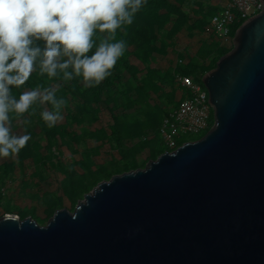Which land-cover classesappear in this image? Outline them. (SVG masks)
Masks as SVG:
<instances>
[{
    "label": "water",
    "instance_id": "1",
    "mask_svg": "<svg viewBox=\"0 0 264 264\" xmlns=\"http://www.w3.org/2000/svg\"><path fill=\"white\" fill-rule=\"evenodd\" d=\"M201 81L213 125L45 224L0 216V264H264V0Z\"/></svg>",
    "mask_w": 264,
    "mask_h": 264
},
{
    "label": "clouds",
    "instance_id": "2",
    "mask_svg": "<svg viewBox=\"0 0 264 264\" xmlns=\"http://www.w3.org/2000/svg\"><path fill=\"white\" fill-rule=\"evenodd\" d=\"M147 2L0 0V159L18 155L27 146L34 105L41 108L49 128L63 121L68 107V101L56 95L57 83L24 89L18 99L10 86L21 88L34 72L61 84L76 78L86 87L101 84L127 50V42L116 38L118 30L126 31ZM39 40L43 48L36 44ZM94 44V54L88 55ZM14 120L20 122V132L13 131Z\"/></svg>",
    "mask_w": 264,
    "mask_h": 264
},
{
    "label": "trees",
    "instance_id": "3",
    "mask_svg": "<svg viewBox=\"0 0 264 264\" xmlns=\"http://www.w3.org/2000/svg\"><path fill=\"white\" fill-rule=\"evenodd\" d=\"M181 5L182 0H148L146 6L135 15L134 22L131 25L125 26L126 31L121 32L118 30L116 38L124 39L127 42V50L117 61V64L112 71V75L107 77L101 84L95 87H86L81 82V78H76L73 81L61 84L58 81L50 80L46 74L40 76L38 73L34 72L29 81H27L21 88L10 86L11 94L18 99L20 93L24 89L32 88L37 85L43 86L58 83L59 90L57 96L65 98L66 94H69L72 97L75 101V113L72 114L70 118L72 119V122L80 123L84 117L96 119L97 106H99L100 103L108 105L111 101H115V98L118 100V102H115L116 107L121 106L123 110L127 109L128 106H131L137 101V99H132V90H135L137 98L138 96H144L147 99L156 101L155 96L149 92L150 85H153V88L155 89L156 79L160 80L163 84H172L174 86L173 93H176V90H178L177 86H175L176 73L193 75L195 79H198L205 72L214 67L216 60L228 51L227 47L220 45L216 41L204 39L200 47L197 49L195 56L190 59L189 63H177L173 69L151 66L150 64L155 60V53H163L165 51V48H160L161 45L164 46L167 44L168 40H174L173 38L176 32L182 26L188 31L196 29L201 32L208 24L211 15L216 11H211L210 13H202L201 11H181ZM163 9H165V12H162ZM192 15H194L195 18H192ZM166 22H173V25L168 31L164 32L163 27ZM241 22L236 23L234 27L238 26ZM94 40L97 44L99 43L97 37H94ZM157 43L160 44L159 47L157 46ZM36 44L41 48L44 47L43 40L36 41ZM129 46H133L134 49L130 51ZM94 52L95 44L88 55H92ZM131 54L147 66L148 71L145 77L149 79L148 86L137 77L136 66L129 62V56ZM184 54H179V56H183ZM207 57H211L209 64L205 63ZM124 71L129 73V77L125 81L120 78ZM162 96L169 99L172 106L166 109L158 107L157 110H151L150 117H148L145 122H138L135 116H133V125L131 124L121 129L120 121H118L119 119L115 121V125L112 127V133L115 135L118 143V140L124 136L134 138L145 134L146 131L151 128H154L153 130H155L167 112L170 109L177 107L178 102L183 98L184 93H180V97L177 101H174V94L163 93L158 99H161ZM92 104L97 105L96 109L93 108ZM34 107L36 108V114L32 115L30 120L39 129V139L36 140L31 136L27 146L21 149L17 155L18 163H21L24 158L28 157L36 159L37 163H45L49 156H45V153L41 152V149L44 148L40 143L43 138L48 139L50 142L44 149L47 150L52 157H56L52 147L58 148L61 140L63 141L64 136H67L71 142L75 143L80 141L83 142L87 137H102V135L99 137L85 128H81V133L77 135L73 134V132H66L68 125L65 124H60L58 126L55 125L49 128L40 116L39 111L41 108L36 105H34ZM33 118H36V120H32ZM13 125L21 124L14 120ZM139 142H142L140 144L145 143L144 145H150L154 142L158 143L157 137L149 140H140L136 143ZM158 147L159 148L151 147L153 149L152 151L155 152L154 154L151 153V156L154 158L165 150V148L159 143ZM120 148L122 155L120 162L116 164L113 162L110 163L108 165L109 169L106 167L107 164L100 165L96 170L91 169L90 150L85 148L83 151V158L81 161L77 162V165L84 170L82 174H77L72 168L65 166L62 162L63 160L59 156L56 157L58 158V167L67 175V178L61 184L63 195L75 203L77 199H79L85 192L89 191L99 181L108 179L113 174L138 168L139 165L135 161L134 154L136 149L141 148V146L137 145L129 149L120 145ZM13 169L14 163L11 160L1 159L0 184L5 177L12 173ZM38 171L40 172V169ZM38 204L45 206V213L50 216L56 209L62 207V197L58 196L56 193L45 194L38 199ZM20 217L23 218L25 215Z\"/></svg>",
    "mask_w": 264,
    "mask_h": 264
},
{
    "label": "rangeland",
    "instance_id": "4",
    "mask_svg": "<svg viewBox=\"0 0 264 264\" xmlns=\"http://www.w3.org/2000/svg\"><path fill=\"white\" fill-rule=\"evenodd\" d=\"M225 2L226 0H182L181 11H201L202 13H210L211 11L219 9ZM162 12H165V9H163ZM192 18H195L194 15H192ZM172 25L173 22H166L163 27L164 32L168 31ZM198 34L199 33L196 29L188 31L182 26L176 32L173 38L174 40H168L167 44L164 46L161 45L160 48H165V51L163 53L161 52L162 54L158 52L155 53V60L150 65L156 66L157 68L164 67L167 69H173L176 65V62L174 61L175 56L180 49L191 50L196 44V41H199V43L202 44L203 40ZM157 46L159 47L160 44L157 43ZM227 48L229 50L231 46ZM129 49L132 51L134 47L129 46ZM210 61L211 57L205 59L206 64H209ZM129 62L136 66L137 77L148 86L149 79L145 77L148 71L147 66L141 63V61L132 54L129 56ZM158 63L162 66H159ZM128 77L129 73L127 71H124L120 76L123 81L128 79ZM155 82V89H157L155 90L153 85H150L149 92L155 96L156 101L147 99L144 96H138L137 98L135 90H132V99H137V101L131 106H128L127 109L123 110L121 106L116 107L115 102H118L116 98L115 101H111L108 105L103 103H100L99 106L92 104L95 109L97 106L96 119L84 117L80 123L72 122V119L70 118V116L75 113V101L69 94H66L65 99L68 101V107L63 110V121L56 125H68L66 132H73V134L76 135L81 133V128H85L99 137L102 135V137H87L83 142L80 141L75 143L71 142L67 136H64L63 141L61 140L58 148L52 147L56 157L59 156L63 160L62 162L64 165L72 168L77 174H82L84 170L77 165V162L81 161L83 158V151L85 148L90 150V167L92 170H96L98 166L106 164V167L109 169L108 165L110 163L113 162L116 164L121 161L122 155L120 152V145L129 149L139 145L141 148L136 149L134 157L139 167H144L149 159L154 158L151 156V153L154 154L155 152L152 151L153 149L151 147L159 148L158 143H151L152 146L151 144H140L142 142L136 144L129 142L130 139L138 138L140 136L134 138L124 136L118 140V143L115 135L112 133V127L115 125L117 119H119L120 128L122 129L131 124L133 125V116H135L138 122H145L147 118L150 117L151 110H157L158 107L163 109L170 108L172 105L169 102V99L165 96L158 99L163 93L174 94V101L179 99L181 93L179 88H177L178 90H176V93H173L174 86L172 84H163L157 79ZM32 120H36V118H33ZM21 127V125H13V131L20 132ZM153 129L154 128H151L150 130L154 131ZM27 131L34 139H39V129L34 123L31 122L27 125ZM190 139H192V137H190ZM40 143L42 144V147L45 148L50 142L48 139L43 138ZM44 148L41 149V152L45 153V156H49L45 163H37V160L32 157L24 158L21 163H18L17 155L4 158L5 160H11L14 163V169L11 174L1 181L0 184V189H4V193L0 192V216L4 213L17 214L18 216L30 215L39 224H45L53 213L50 216L46 215L45 206L38 204V199L41 196L56 193L58 196L62 197V207H66L70 211L73 209L76 202L83 197L82 195L75 203H73L68 197L63 195L61 184L67 178V175L58 167V158L52 157ZM39 169L40 172L38 171Z\"/></svg>",
    "mask_w": 264,
    "mask_h": 264
},
{
    "label": "built area",
    "instance_id": "5",
    "mask_svg": "<svg viewBox=\"0 0 264 264\" xmlns=\"http://www.w3.org/2000/svg\"><path fill=\"white\" fill-rule=\"evenodd\" d=\"M262 8L260 0H226L224 5L214 12L208 24L201 31L206 40H214L222 46H232L233 33L248 17L256 14ZM241 22V23H242ZM196 51L189 55L193 58ZM190 58L178 57L176 64H187ZM200 76L175 74V86L184 93L177 107L170 109L162 118L154 131H147L138 138L130 139L134 144L140 140H149L157 137V141L165 150L171 151L186 141H192L204 135L213 125V110L208 101V93ZM192 137V139H190ZM0 192L4 193L1 188Z\"/></svg>",
    "mask_w": 264,
    "mask_h": 264
},
{
    "label": "crops",
    "instance_id": "6",
    "mask_svg": "<svg viewBox=\"0 0 264 264\" xmlns=\"http://www.w3.org/2000/svg\"><path fill=\"white\" fill-rule=\"evenodd\" d=\"M223 5H224V4H223ZM223 5H222V6H223ZM222 6H221V7H222ZM221 7H220V8H221ZM197 32L199 33L198 36H199L202 40H204V38H203V37L201 36V34H200L201 32H199V31H197ZM200 45H201V44L199 43V41H196V44L194 45V47H193L191 50H188V49H180V51L177 52L174 61H176V59H177L178 57H181V58H183V59L190 58L189 55H190L191 53H193L194 51H197V49L200 47ZM182 53H183V54L185 53V54H184L183 56H179V54H182ZM190 59H191V58H190ZM158 65H159V66H162V65L159 64V63H158ZM168 65H169V64H168ZM169 66H170V65H169ZM169 66H168V67H169Z\"/></svg>",
    "mask_w": 264,
    "mask_h": 264
}]
</instances>
